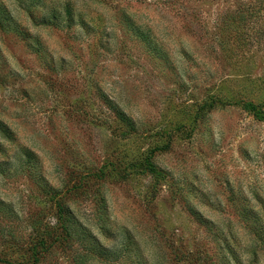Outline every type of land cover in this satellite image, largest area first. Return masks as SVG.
<instances>
[{"label": "rangeland", "instance_id": "obj_1", "mask_svg": "<svg viewBox=\"0 0 264 264\" xmlns=\"http://www.w3.org/2000/svg\"><path fill=\"white\" fill-rule=\"evenodd\" d=\"M0 14V264H264V0Z\"/></svg>", "mask_w": 264, "mask_h": 264}, {"label": "trees", "instance_id": "obj_2", "mask_svg": "<svg viewBox=\"0 0 264 264\" xmlns=\"http://www.w3.org/2000/svg\"><path fill=\"white\" fill-rule=\"evenodd\" d=\"M0 27H1V14H0ZM3 131L4 134H11V137L13 136L11 131L4 127L1 126V122H0V131ZM27 151V150H26ZM27 157H25V160H21L20 161V167L26 166V170L28 172L32 171L31 170V166L30 164H33L34 161L36 160V158L34 157V154L32 152L27 151ZM10 158H6L3 161L0 162L1 166L5 165V166H9V165H13V161ZM19 167V168H20ZM82 184H80V186H78L75 190H79L82 188ZM66 203L63 200L57 201L56 203V208H55V213H53V217L56 219L57 222H61L62 226L65 230H77L78 228V222L75 216V212L73 211V209L71 208V206L68 204L67 206L65 205ZM127 235H130V233L126 232ZM122 247L126 248V245L123 244ZM38 255H33L32 258H34L35 260L38 258Z\"/></svg>", "mask_w": 264, "mask_h": 264}]
</instances>
